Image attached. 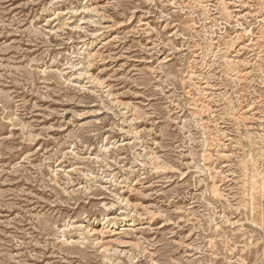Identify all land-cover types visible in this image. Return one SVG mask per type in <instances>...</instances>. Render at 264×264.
Masks as SVG:
<instances>
[{
  "label": "rangeland",
  "instance_id": "obj_1",
  "mask_svg": "<svg viewBox=\"0 0 264 264\" xmlns=\"http://www.w3.org/2000/svg\"><path fill=\"white\" fill-rule=\"evenodd\" d=\"M0 264H264V0H0Z\"/></svg>",
  "mask_w": 264,
  "mask_h": 264
},
{
  "label": "bare ground",
  "instance_id": "obj_2",
  "mask_svg": "<svg viewBox=\"0 0 264 264\" xmlns=\"http://www.w3.org/2000/svg\"><path fill=\"white\" fill-rule=\"evenodd\" d=\"M227 7V6H226ZM90 53V52H89ZM255 165V164H254ZM253 165V166H254ZM256 173V172H255ZM256 175V174H255ZM248 180V179H247ZM256 184H257V182H256ZM214 187V186H213ZM219 191V190H218ZM213 193H214V191H213ZM216 193V192H215ZM125 222H127V218L126 217H124L123 218V220L122 221H120L119 223H112L111 221H110V219H107L106 220V222H104L103 223V225H102V228H103V230H105V229H108L109 228V226L111 225L113 228H116V229H118V228H121V227H123V226H126V224H125ZM129 222V221H128ZM109 224V226L107 227L106 225H108ZM86 230H88V233L89 234H95L97 231H96V228L94 227V226H92L91 225V223H89L88 224V226L86 227Z\"/></svg>",
  "mask_w": 264,
  "mask_h": 264
}]
</instances>
